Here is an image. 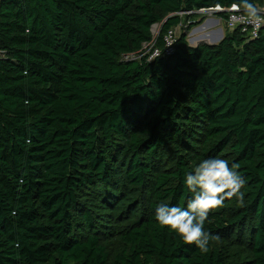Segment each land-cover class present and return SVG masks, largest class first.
<instances>
[{
	"label": "trees",
	"instance_id": "trees-1",
	"mask_svg": "<svg viewBox=\"0 0 264 264\" xmlns=\"http://www.w3.org/2000/svg\"><path fill=\"white\" fill-rule=\"evenodd\" d=\"M238 3L0 0V264H264V25L139 55L153 25L161 47L187 12ZM208 158L244 186L205 253L155 210L186 208Z\"/></svg>",
	"mask_w": 264,
	"mask_h": 264
},
{
	"label": "clouds",
	"instance_id": "clouds-1",
	"mask_svg": "<svg viewBox=\"0 0 264 264\" xmlns=\"http://www.w3.org/2000/svg\"><path fill=\"white\" fill-rule=\"evenodd\" d=\"M234 7L242 11L249 21L264 19L261 16L264 9L258 8L250 0H239ZM238 168V164L230 167L228 161L221 158L202 160L186 175L185 184L194 194L186 208L158 204L155 210L156 221L176 233L184 244L195 245L206 253L209 242L219 237L205 230V221L210 211L222 207L225 199L240 193L244 179L237 171Z\"/></svg>",
	"mask_w": 264,
	"mask_h": 264
},
{
	"label": "built area",
	"instance_id": "built-area-1",
	"mask_svg": "<svg viewBox=\"0 0 264 264\" xmlns=\"http://www.w3.org/2000/svg\"><path fill=\"white\" fill-rule=\"evenodd\" d=\"M235 4H232L229 7L223 8L219 5L208 8H199L195 11L187 12L186 14H207L212 16V14H218L221 12H226L225 24L228 29L238 28L242 33L246 35L247 38H254L257 36L260 28L264 25V19L259 21H249L248 18L243 14L242 11L234 7ZM261 16L264 17V13H261ZM176 28L170 29L163 36V44L161 47L155 45V39L143 45L148 48L143 52L141 49L140 56H145L148 60H151L155 57H160L172 53L173 44L176 37ZM142 47V48H143ZM132 56H124V58H129Z\"/></svg>",
	"mask_w": 264,
	"mask_h": 264
},
{
	"label": "rangeland",
	"instance_id": "rangeland-1",
	"mask_svg": "<svg viewBox=\"0 0 264 264\" xmlns=\"http://www.w3.org/2000/svg\"><path fill=\"white\" fill-rule=\"evenodd\" d=\"M217 15L219 14H212V16H209L207 14H196V15H191L188 17H185L183 19V21L181 22V24L176 27V37L179 35L180 32H185L186 34V40L188 42L189 45H194V44H198V43H210V39L214 41H216L217 38H219L221 36V34L219 33L218 36H216L215 38L210 37V32H208V30H203V34H197L198 32H196L198 29H195L196 27L200 26L205 19L210 18V17H218ZM220 26L223 30V33L225 31L226 28V24L225 21L222 19V17L220 16ZM159 28H160V24H155L152 26L151 28V32H152V36H153V40L157 37V34L159 32ZM195 29V30H194ZM204 40V41H200V40ZM213 41V42H214ZM192 45V46H193ZM148 47L145 46L142 48V51L144 52ZM110 245V244H109ZM112 246V245H110ZM111 248V247H110Z\"/></svg>",
	"mask_w": 264,
	"mask_h": 264
},
{
	"label": "crops",
	"instance_id": "crops-1",
	"mask_svg": "<svg viewBox=\"0 0 264 264\" xmlns=\"http://www.w3.org/2000/svg\"><path fill=\"white\" fill-rule=\"evenodd\" d=\"M217 16L218 17L214 16V17H210V18L205 19L204 22L200 26L196 27L195 29H198L196 31V32H198L197 34H203V32H204L203 30L206 29V30H208V32H210V35H211L210 37H212V38H215L216 36H218L219 33L222 34V36H223V30L220 26V16L219 15H217ZM222 36H220V38H217V40L214 42H218ZM200 41H204V40L202 39ZM195 45L196 44H194L193 46H195Z\"/></svg>",
	"mask_w": 264,
	"mask_h": 264
},
{
	"label": "water",
	"instance_id": "water-1",
	"mask_svg": "<svg viewBox=\"0 0 264 264\" xmlns=\"http://www.w3.org/2000/svg\"><path fill=\"white\" fill-rule=\"evenodd\" d=\"M221 36H222V35H221ZM222 37H223V36H222ZM222 37H221V39H222ZM221 39H220V40H221ZM220 40H219V41H220ZM219 41H218V42H219ZM218 42H211V43H206V44H208V45H214V44H216V43H218Z\"/></svg>",
	"mask_w": 264,
	"mask_h": 264
},
{
	"label": "bare ground",
	"instance_id": "bare-ground-1",
	"mask_svg": "<svg viewBox=\"0 0 264 264\" xmlns=\"http://www.w3.org/2000/svg\"><path fill=\"white\" fill-rule=\"evenodd\" d=\"M221 35H222V34H221ZM219 38H220V37H219ZM216 40H217V39H216ZM210 41L212 42V41H214V39H213V40L210 39ZM211 42H210V43H211Z\"/></svg>",
	"mask_w": 264,
	"mask_h": 264
}]
</instances>
